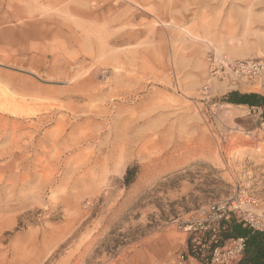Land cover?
<instances>
[{
    "label": "rangeland",
    "instance_id": "obj_1",
    "mask_svg": "<svg viewBox=\"0 0 264 264\" xmlns=\"http://www.w3.org/2000/svg\"><path fill=\"white\" fill-rule=\"evenodd\" d=\"M212 52L264 58V0H0V264H188L213 206L264 207Z\"/></svg>",
    "mask_w": 264,
    "mask_h": 264
},
{
    "label": "built area",
    "instance_id": "obj_2",
    "mask_svg": "<svg viewBox=\"0 0 264 264\" xmlns=\"http://www.w3.org/2000/svg\"><path fill=\"white\" fill-rule=\"evenodd\" d=\"M207 60L212 78L230 86L247 85L254 93L264 96V58L237 59L225 53L212 52ZM253 110L258 111L262 116L261 107H253ZM258 207L259 199L248 196L243 190L239 197H231L213 206L214 212L207 222L199 223V226L195 227L189 226V229L206 231L211 227H217L219 220L224 216L234 214L251 228L264 230V212L262 214L256 212ZM245 248L244 237L231 238L212 250L207 264H240Z\"/></svg>",
    "mask_w": 264,
    "mask_h": 264
},
{
    "label": "trees",
    "instance_id": "obj_3",
    "mask_svg": "<svg viewBox=\"0 0 264 264\" xmlns=\"http://www.w3.org/2000/svg\"><path fill=\"white\" fill-rule=\"evenodd\" d=\"M225 101L234 105L261 107L264 120L263 95L254 92L231 91L225 97ZM131 172L132 169L128 168L125 175L126 181H129ZM238 237L246 239V248L240 264H264V230L251 228L234 214H229L220 219L217 227H211L206 231H190L192 242L189 244V254L201 263H208L215 247L223 245L225 241L231 238Z\"/></svg>",
    "mask_w": 264,
    "mask_h": 264
},
{
    "label": "crops",
    "instance_id": "obj_4",
    "mask_svg": "<svg viewBox=\"0 0 264 264\" xmlns=\"http://www.w3.org/2000/svg\"><path fill=\"white\" fill-rule=\"evenodd\" d=\"M249 109H253V107H249L247 106ZM260 202V200H259ZM256 212H258L259 214H262L264 212V207H262L261 209H257ZM188 264H201L197 258L193 257V256H188V260H187Z\"/></svg>",
    "mask_w": 264,
    "mask_h": 264
},
{
    "label": "bare ground",
    "instance_id": "obj_5",
    "mask_svg": "<svg viewBox=\"0 0 264 264\" xmlns=\"http://www.w3.org/2000/svg\"><path fill=\"white\" fill-rule=\"evenodd\" d=\"M209 20V19H208Z\"/></svg>",
    "mask_w": 264,
    "mask_h": 264
}]
</instances>
